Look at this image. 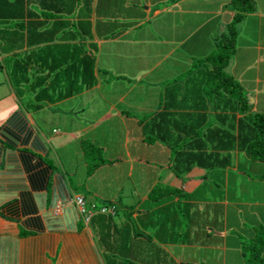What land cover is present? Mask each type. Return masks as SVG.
<instances>
[{
    "label": "trees",
    "instance_id": "1",
    "mask_svg": "<svg viewBox=\"0 0 264 264\" xmlns=\"http://www.w3.org/2000/svg\"><path fill=\"white\" fill-rule=\"evenodd\" d=\"M147 1L0 0V68L23 107L36 112L94 87V37H117L142 23ZM150 1L154 11L179 0ZM199 2L206 10L229 6L233 14L217 48L166 83L162 111L128 119L131 176L129 163L112 165L123 151L118 117L76 141L88 176L80 185L70 178L73 188L96 207L116 209L97 212L89 222L105 264H176L166 247L183 256L182 264H264V84L252 103L256 56L237 55L235 69H227L240 52L238 24L254 11L255 0ZM70 16L76 20L66 19ZM260 24L264 45V16ZM102 138L105 146L93 141ZM6 146L0 139V156ZM234 151L242 153L238 168L228 170L235 165ZM126 177L138 194L122 188ZM186 177L202 184L187 191L177 183ZM120 211L125 220L118 224ZM35 233L19 227L18 235Z\"/></svg>",
    "mask_w": 264,
    "mask_h": 264
},
{
    "label": "crops",
    "instance_id": "2",
    "mask_svg": "<svg viewBox=\"0 0 264 264\" xmlns=\"http://www.w3.org/2000/svg\"><path fill=\"white\" fill-rule=\"evenodd\" d=\"M187 3L193 7L189 8ZM151 7L152 2L148 0L144 5L147 19L125 30L117 37L109 39L94 37L93 41L98 44L96 57L99 51L104 52L105 50L106 52L114 48L122 50V46L126 44L133 46L131 50L127 49L121 53V56L115 54L121 59L119 58L118 62L115 60L113 64L106 62L107 69L99 67L96 58L98 82L94 87L85 90L80 95L44 107L50 110V113H58L59 118L71 116L75 111L80 114L77 120L84 122V115L81 114L87 110L85 115L89 120L96 115V124L90 120V124L85 122L83 127L77 129L64 118L66 122L64 126L67 129H61L57 125L45 127L44 130L40 129L32 114L34 112L18 106L15 99L17 95L10 86L13 103L0 118V139L8 144L1 150L0 156V264H105L90 225L84 222L83 226H80L82 217L74 201L77 195L85 194L73 188V180L71 182L70 178H74V183L80 185L88 176L80 164L83 161L81 160L82 151L76 149V141L89 131L98 129L111 119L118 117V121L124 127V130L121 129L123 151L119 150L121 152L120 154L118 152L119 155L115 157L117 160L112 165L120 167L123 162L129 163L131 176L135 159L128 148L132 142L128 119L135 121L161 112V95L164 86L177 77L169 79L171 75L167 74L160 79L155 74L160 67L166 70L165 73L173 72L178 65H181L178 60L182 53H186L187 58L185 61L180 60L184 65L181 73L189 70L187 66L190 62L193 65L194 60L208 56L210 53L206 52L205 47L210 48L211 51L216 48L213 38L225 32L227 16L233 14L229 6L206 10L202 8L203 5L199 0H179L154 11ZM163 15L169 17L164 23L160 22L162 25L152 24L153 19L160 21ZM255 15L260 17L264 15V12L258 10ZM74 18L73 16L66 17L70 20ZM90 20L94 23V13ZM248 27L254 30L252 43L248 40V45H251V56L254 52L256 54L253 67H258L255 73L257 86L255 94L252 95L253 101L251 99V102H255L259 93L258 88H260L258 85L259 83L264 84V45L260 39L258 24L256 26L255 23H250ZM171 29L178 33H175L169 40H165V33L172 32ZM179 33L183 34L185 39L193 40L192 43L187 44L188 40H185L184 36H180ZM107 41H109L108 44L105 43ZM163 45H168V48H162ZM103 46L106 47L103 49ZM236 59L233 58L230 63L231 71L236 67ZM104 70H109V73ZM101 71L103 78L100 76ZM4 72L6 82L9 83L7 73L5 70ZM242 77L241 72L239 78ZM104 84H109V87L107 91L103 90L101 97L104 101H108V109L114 112L112 116L105 119L106 113H102L101 108L92 112L88 110L87 104L81 107L82 110L77 109L76 105L79 101L84 102L83 97L87 92L95 88L100 92ZM148 92L154 94L152 109L141 105V102L146 101L148 96H145V93ZM136 105L143 113L142 116L133 114V110L137 109ZM125 112H129L132 118H127ZM14 114H18L17 119L10 121L9 119ZM77 132L79 136L75 137ZM62 139L63 142L55 144L56 140ZM93 141L101 147L105 146L102 142L103 138L100 141L98 139H93ZM12 154L15 156L13 159ZM13 160L17 162L16 165L12 163ZM164 171L167 170L164 169ZM128 181L133 184L132 191L138 194V189H134L137 188L134 181L132 179ZM122 200L127 204L129 198ZM133 216L137 222L138 213H133ZM19 227L36 233L30 237L21 238L18 235ZM166 251L169 259L173 258L176 264H182L183 256H175L172 249L168 247Z\"/></svg>",
    "mask_w": 264,
    "mask_h": 264
},
{
    "label": "rangeland",
    "instance_id": "3",
    "mask_svg": "<svg viewBox=\"0 0 264 264\" xmlns=\"http://www.w3.org/2000/svg\"><path fill=\"white\" fill-rule=\"evenodd\" d=\"M258 10H260V11H263L264 12V0H255V8H254V11L252 12V13H250V14H248L246 17H245V20H244V22H243V24H238V28H239V31H240V34H239V39H238V43L236 44V46H237V49H240V52L238 51V50H236V54L233 56L234 58H237L238 56L237 55H245V56H248V55H250L251 53V45H248V40L250 41V43H252V37L254 36V30H251V29H249V27H248V24H250V23H255L256 24V26H257V24H258V27L260 28V25L262 26V24H260V21H261V19H262V17L264 16H257V15H255V13H257V11ZM169 16H165V15H163V17L162 18H160V21H157V20H152V24L153 25H155V26H157L158 24H161V23H164L165 22V20L168 18ZM255 20V21H254ZM254 21V22H253ZM161 22V23H160ZM162 25V24H161ZM169 27H172V26H169ZM171 31L172 32H170V31H167L166 33H165V35H164V39L166 40H169L171 37H173V35L175 34V33H178L177 31H173V29H171ZM179 32H180V29H179ZM167 34V35H166ZM172 34V35H171ZM179 35L180 36H184L183 34H181V33H179ZM156 36H158V35H156ZM218 35H216L213 39V41L216 43L217 41H218ZM184 39H185V36H184ZM185 40H188V43L187 44H189L190 42L192 43V41L188 38V39H185ZM184 40V41H185ZM200 41H202V40H200ZM245 41H246V44H245ZM106 44H108L109 43V41H107V42H105ZM152 44V43H151ZM155 44V43H154ZM106 46H108V45H106ZM105 46V47H106ZM157 46H158V44H157ZM216 46V48H217V45H215ZM104 46L102 47L103 49L105 48ZM123 47V49L121 50V48H114V49H110L109 51H106L105 52V50H104V52H101V51H99V53H98V55H97V60H98V64H99V67H101V68H108V67H106V65H105V63L106 62H109V63H111V64H113V63H115L114 61L116 60V62H118L117 60H120L119 58H117L116 56H115V54H117V55H120L121 56V53H124V51H126L127 49L128 50H131V47H133L132 45H128V44H126V45H123L122 46ZM155 47H156V44H155ZM168 48V45H163L162 46V48ZM159 48H161V46L159 47ZM215 48V49H216ZM106 49H108V48H106ZM205 49H206V52H209V53H212L213 51H211V49L210 48H207V47H205ZM122 51V52H121ZM186 54V53H185ZM184 53H182V55L179 57V59L181 60V61H185L186 60V58H187V54L185 55ZM209 55V54H208ZM253 56H256V54H255V52L253 53ZM125 57H127V56H125ZM205 57H207V56H205ZM205 57H202L203 59L205 58ZM199 59H201V58H199ZM180 60H178L179 61V64H181V65H178L177 66V68L173 71V72H169V73H165V69L164 68H162V67H160V70L155 74L157 77H159L160 79L163 77V76H166L167 74H170L171 75V77L169 78V79H172V78H174V77H176V76H178V75H181V74H183V75H186L187 74V72L188 71H185V72H183V73H181V70H182V68H183V66L184 65H182L183 63L180 61ZM198 60V59H197ZM233 60V59H232ZM231 60V61H232ZM196 61V60H195ZM237 62V61H236ZM185 63V62H184ZM231 63V62H230ZM132 68V67H131ZM187 68L189 69V71L193 68V65H192V63L190 62V64L187 66ZM231 68H232V65L231 64H229V67L227 68L229 71H231ZM256 69L258 70V67L256 66ZM112 73V72H111ZM181 73V74H180ZM100 76L103 78L104 77V75H103V73H102V71H101V73H100ZM260 76L261 77H263V75L262 74H260ZM164 79V78H163ZM184 79V78H183ZM10 84V82L8 83V82H6V79H5V72H4V68H0V118H1V116H2V113H4V112H7L10 108H11V105H12V101H11V96H10V93H11V85H9ZM109 84H104L103 86H102V88H101V90H100V92L98 91V89H93V90H91V91H89V92H87L86 93V95L83 97V101L84 102H81V101H79V103H78V105H76V107H77V109H79V110H82L81 109V107H83L84 105H86L87 104V107H89L88 108V110H90V111H95V109L97 110V109H99V108H101V112L103 113V112H105L106 113V115H105V119H108L110 116H112L113 114H114V112L112 111V110H109L108 109V107H109V104H108V101L107 100H103L102 99V97H101V93L103 92V90H106L109 86H108ZM152 90H153V88H152ZM156 89H154V91H155ZM107 91V90H106ZM149 91H151V90H149ZM141 94H142V91L140 92ZM16 96V95H15ZM140 96V95H139ZM145 96H148V97H146V101H144V102H141L142 104L141 105H145L146 106V108H148V109H152V107H153V103H154V100H153V98H154V94L152 93V92H148V93H145ZM250 97V99H252V101H253V97H252V95H250L249 96ZM13 99V98H12ZM15 99L17 100V104H18V106H22L23 107V104H22V102H21V100L18 98V97H15ZM139 99V98H138ZM137 103H139L138 101H137ZM253 103V102H252ZM86 107V108H87ZM136 108L138 109H135V110H133V114L135 115V116H138V115H140V116H142L143 115V113L142 112H140L139 111V108L137 107V105H136ZM255 108H256V105H255ZM259 109H260V107H259ZM147 113H150V112H148V111H146ZM85 113H87V110L85 111ZM85 113H82L81 115H84V119H85V122H87V123H89L90 124V122L92 121V123L93 124H96L97 122L95 121V118H96V115L95 116H93V118H90V120H89V118H87L86 117V115H85ZM33 114V116H34V119H35V122L37 123V125L40 127V129H43L44 130V128L45 127H52V126H55V125H57L59 128H61V129H63V128H66L64 125L66 124V122H65V120H64V118L66 119V120H68V122L70 123V124H72V125H74V127H76L77 129H80L81 127H83L84 125H85V122L84 121H79V120H77V117H80V114L79 113H77V112H75L74 111V113L71 115V116H65V117H61V118H59V116H58V113L57 114H55V113H50V110H48V109H44V108H42V109H40L39 111H37V112H34V113H32ZM103 121V120H102ZM0 122H1V120H0ZM67 129V128H66ZM78 132H80V131H78ZM78 132L75 134V137H78L79 136V134H78ZM65 137H63V139H64ZM63 139L62 140H56V142H55V144L56 143H59V142H63ZM238 151V150H237ZM237 151H234V155H235V159H234V163H235V165L234 166H231L230 168H228V170L229 169H237L238 168V166H237V159L239 158L240 159V153L241 152H237ZM242 154V153H241ZM128 177V176H127ZM126 177V178H127ZM125 178V179H126ZM129 180V178H127L125 181H124V183L122 184V188H124V190L125 191H128L127 193L129 194V195H131V191L133 190L132 188H131V186L133 185V184H131V182L130 181H128ZM207 181V180H206ZM128 182H130V183H128ZM207 182H209V181H207ZM178 185L180 186V187H182V188H187V190H192L193 188H195L196 187V184H199L200 182H199V179H194V178H189V177H186V178H184V179H182V180H178ZM200 184H202V182L200 183ZM134 198L135 197H132V199L134 200ZM131 199V200H132ZM130 200V201H131ZM135 203V202H134ZM120 213L121 214H119V215H121V216H118V217H116V220L115 221H117V223L118 222H122L123 220H124V217H123V214H122V211H120ZM118 224H120V223H118ZM96 236V235H95ZM147 259V257H145V260ZM154 259L155 258H153L152 259V261H154Z\"/></svg>",
    "mask_w": 264,
    "mask_h": 264
},
{
    "label": "clouds",
    "instance_id": "4",
    "mask_svg": "<svg viewBox=\"0 0 264 264\" xmlns=\"http://www.w3.org/2000/svg\"><path fill=\"white\" fill-rule=\"evenodd\" d=\"M77 197H82V198L84 199V201H85V208H86L87 210L92 211V215H91V217H90L89 220H87V215H86V213H83L82 210H81V208H80V206L76 203V198H77ZM74 201H75V203L77 204V206H78V208H79V211H80V214H81V217H82V219H83V221H84L85 223H88V224H89V222H90L92 216L95 215L97 212H98V213H104V212H101V211H100L102 207L99 208V207H96L95 204H90V203L87 201V199H85V198L83 197V195H77V196L75 197ZM105 213H108V212H105ZM111 214H112V213H111Z\"/></svg>",
    "mask_w": 264,
    "mask_h": 264
},
{
    "label": "built area",
    "instance_id": "5",
    "mask_svg": "<svg viewBox=\"0 0 264 264\" xmlns=\"http://www.w3.org/2000/svg\"><path fill=\"white\" fill-rule=\"evenodd\" d=\"M76 203L80 206V208H81V210H82V212L83 213H86V215H87V220H89L90 219V217H91V215H92V211H90V210H87L86 208H85V201H84V199L82 198V197H77L76 198ZM115 208L114 207H111V208H101V212H108V213H112V214H114L115 213Z\"/></svg>",
    "mask_w": 264,
    "mask_h": 264
}]
</instances>
